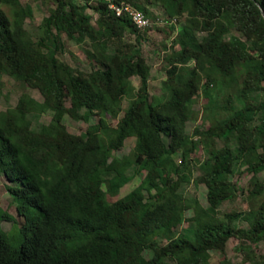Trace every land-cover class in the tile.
<instances>
[{"label":"trees","instance_id":"trees-1","mask_svg":"<svg viewBox=\"0 0 264 264\" xmlns=\"http://www.w3.org/2000/svg\"><path fill=\"white\" fill-rule=\"evenodd\" d=\"M33 1L51 6L37 38L24 25L33 6L0 0V99L4 75L42 96L22 92L0 109V175L22 219L0 207V224L15 227L0 225V264H211L210 253L231 238L246 262L264 264L254 250H264V0H117L151 19L153 4L178 19L158 95L149 92L152 68L140 47L148 29L115 17L104 0ZM63 34L88 43L87 72L58 56ZM199 92L209 124L189 133ZM93 115L83 134L64 122ZM129 137L132 148L117 156ZM240 168L252 174L248 209L221 212L239 196L232 176ZM190 183L205 186L206 205L184 194Z\"/></svg>","mask_w":264,"mask_h":264},{"label":"rangeland","instance_id":"rangeland-1","mask_svg":"<svg viewBox=\"0 0 264 264\" xmlns=\"http://www.w3.org/2000/svg\"><path fill=\"white\" fill-rule=\"evenodd\" d=\"M95 1L97 0H92L91 2L95 3ZM23 3H29L33 6V17L27 18L24 25L26 29L32 33L33 38H37V35H39L38 24L40 23L41 18L48 13L50 4L45 5L33 0H23ZM3 8L7 10L6 6H3ZM149 10L154 14V18L151 19L153 24L152 27H150L149 29L147 28L148 31L145 35L146 37L143 39V41H141L140 47L142 50V55L144 56L147 64H149L152 68L149 80V92L151 95H158L161 92V81L165 78L164 70H166V67L168 66V63L165 62L166 53L171 48V41L177 35L179 25L177 19L176 24L173 23L175 28L170 29V25L167 22L164 23L167 18L164 16L162 10L157 5L153 4L149 7ZM86 13L91 16V21L93 24H95L97 15L89 8L87 9ZM142 31L144 32V30ZM129 36L130 35H128L127 37ZM61 38L63 42V50L58 53V56L62 60L72 64L75 67H78V69L82 70V72H87L89 69H91V64L87 61L85 56V49L89 47L88 43L79 44L72 39H68L66 37V34H63ZM130 38L133 39V36H130ZM164 45H166L168 49L163 47ZM131 80L135 86H138L139 80L137 77H132ZM3 82L4 96L0 99V109H5L9 106H13L17 102V100H19V96L22 94V92H27L32 96L37 97L38 99H42V96L36 89L30 88L24 83L16 82V80L7 75L3 76ZM127 102H129V98H126L122 102L121 106L123 109L126 107ZM207 102L208 99L206 98V96L199 92L195 99V103H193L192 106V110L194 111L193 118H191L185 124V129H187L189 133H193L194 127L198 126L204 129L208 126L209 123L203 119L204 107ZM219 102H222L221 96H219ZM67 105H69V103H67ZM121 115L122 113H120L118 117H120ZM50 116L51 115L47 113L43 114L37 119H33L34 127L38 128L40 124L49 122ZM109 120L113 126L116 125L117 120H113L112 118H109ZM96 121V115L91 116L88 123L81 122V120L74 121L67 117L64 118L67 129L70 132L76 134L85 133L88 124L95 123ZM133 144L134 137H129L125 140L124 146L120 149L119 152L116 153V155L120 156L122 154L128 153ZM193 155L196 158H199L202 156V151L199 149ZM194 172L196 175L197 169H194ZM251 175V173L246 171V168H240L239 170H236V172L232 176V179L239 185L241 191L239 192V196L236 199L224 202L220 206L219 209L221 212H228L231 210L243 212L248 209L247 192L251 189L253 184L251 182ZM141 178L142 175L136 176L120 189V195L118 197L112 198V196L109 195L108 200L114 201L120 199L131 188L137 185ZM6 184H8V182L3 175H0V207L11 213L16 221L20 224L22 223V219L16 216L14 203L12 202L10 194H8L6 190ZM184 194H186L187 196L197 197L200 200L199 202L203 205L207 204V193L206 188L203 184L190 183L186 187ZM190 215L191 211H186L185 216L188 217ZM235 224H237L238 226H243V223L240 219L235 221ZM0 225L5 230L10 231L15 229L14 223L12 222L3 221ZM187 226L188 222L185 221V223H183V225L177 229V233L182 232V230L186 229ZM240 246H243L242 242L238 241L235 238H231L226 243L224 250L213 251L210 253L211 264H250L249 262L245 261L244 254L239 248ZM254 250L257 254L263 253L264 250L262 243L256 246Z\"/></svg>","mask_w":264,"mask_h":264},{"label":"built area","instance_id":"built-area-1","mask_svg":"<svg viewBox=\"0 0 264 264\" xmlns=\"http://www.w3.org/2000/svg\"><path fill=\"white\" fill-rule=\"evenodd\" d=\"M106 1L108 9L115 15V17L126 16L139 30H145L152 27V20L143 11L135 7L131 2L117 0ZM163 22V21H160ZM175 23V19L164 21V23Z\"/></svg>","mask_w":264,"mask_h":264}]
</instances>
